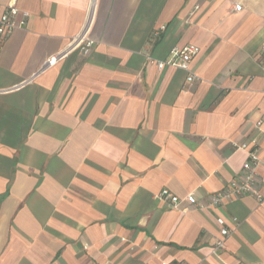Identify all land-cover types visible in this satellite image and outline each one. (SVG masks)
I'll return each instance as SVG.
<instances>
[{
	"label": "crops",
	"instance_id": "1",
	"mask_svg": "<svg viewBox=\"0 0 264 264\" xmlns=\"http://www.w3.org/2000/svg\"><path fill=\"white\" fill-rule=\"evenodd\" d=\"M14 1L29 15L0 52V264H264V198L211 204L250 149L264 195V0ZM80 33L88 53L40 70ZM186 44L187 70L157 68Z\"/></svg>",
	"mask_w": 264,
	"mask_h": 264
},
{
	"label": "built area",
	"instance_id": "2",
	"mask_svg": "<svg viewBox=\"0 0 264 264\" xmlns=\"http://www.w3.org/2000/svg\"><path fill=\"white\" fill-rule=\"evenodd\" d=\"M91 3L94 0H90ZM234 10H240L241 5L235 3L233 6ZM20 14L17 19L16 16ZM27 11H20L16 5L15 1L8 3L4 8L0 9V52L2 48L3 41L8 37L13 29L17 27H23L26 24V19L28 17ZM164 26L160 27L155 31L156 36H158L163 30ZM94 41L90 38L84 36L83 33L72 37L65 49L50 55L42 64L40 70H44L48 67L55 65L58 60L62 59L67 55L70 50H79L81 53H88ZM198 52V47L195 44H186L182 47H174L170 50L168 56L162 60H155L156 66L159 70H162L166 66L178 67L184 70L188 69L189 62ZM260 63L264 69V43L260 48ZM260 123V122H259ZM258 123V124H259ZM241 148H245L246 144L241 143L239 145ZM259 157L255 149H250L248 151L247 159L243 165L242 172L237 177L236 181L226 186L225 188L215 191L211 195V204L218 205L224 200H230L235 197H241L246 194H254L259 201H262L264 195L260 192V183L257 177V167L259 165ZM157 199L164 201L165 203L176 207L181 201H186L189 204H196V197L193 193H189L184 197H179L166 188H163L157 195ZM217 224L219 226V237L215 240L213 244V252L217 255L218 251L223 247V242L225 238L229 235V229L225 226V221L223 218L217 219Z\"/></svg>",
	"mask_w": 264,
	"mask_h": 264
}]
</instances>
